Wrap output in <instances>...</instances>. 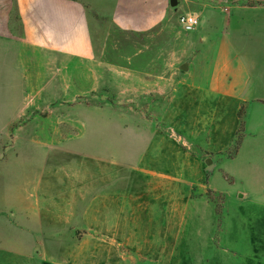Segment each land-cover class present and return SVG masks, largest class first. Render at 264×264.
<instances>
[{
	"label": "rangeland",
	"instance_id": "1",
	"mask_svg": "<svg viewBox=\"0 0 264 264\" xmlns=\"http://www.w3.org/2000/svg\"><path fill=\"white\" fill-rule=\"evenodd\" d=\"M77 1L89 46L56 55L0 0V264H264V112L194 91L187 9L130 31Z\"/></svg>",
	"mask_w": 264,
	"mask_h": 264
},
{
	"label": "crops",
	"instance_id": "2",
	"mask_svg": "<svg viewBox=\"0 0 264 264\" xmlns=\"http://www.w3.org/2000/svg\"><path fill=\"white\" fill-rule=\"evenodd\" d=\"M171 1L109 0L106 7L91 0L98 12L130 31H149L180 8L198 17V26L186 33L185 41L186 54L197 65L193 89L225 91L226 99L245 105L249 130L252 109L264 112V0H177L176 5ZM18 4L24 33L18 39L23 47L73 55L89 46L88 18L79 1L18 0ZM9 13V8H0V38L17 44L11 39ZM202 75L206 81H201Z\"/></svg>",
	"mask_w": 264,
	"mask_h": 264
},
{
	"label": "built area",
	"instance_id": "3",
	"mask_svg": "<svg viewBox=\"0 0 264 264\" xmlns=\"http://www.w3.org/2000/svg\"><path fill=\"white\" fill-rule=\"evenodd\" d=\"M179 22L181 25L187 27L188 29L192 30L195 29L199 24V19L195 15L187 14L181 15L179 17Z\"/></svg>",
	"mask_w": 264,
	"mask_h": 264
},
{
	"label": "water",
	"instance_id": "4",
	"mask_svg": "<svg viewBox=\"0 0 264 264\" xmlns=\"http://www.w3.org/2000/svg\"><path fill=\"white\" fill-rule=\"evenodd\" d=\"M171 4H172V5H176V4H177V0H172V1H171ZM182 67H183L184 69H186V68L188 67V65H187V64H184V65H182ZM207 163H208V165H209V168L212 169L214 165H213V163H212V159H211V158H208V159H207Z\"/></svg>",
	"mask_w": 264,
	"mask_h": 264
}]
</instances>
